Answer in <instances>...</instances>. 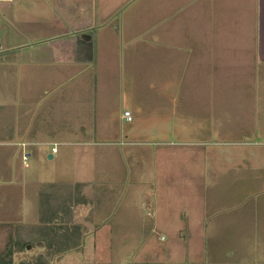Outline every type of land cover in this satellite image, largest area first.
I'll use <instances>...</instances> for the list:
<instances>
[{"label": "rangeland", "instance_id": "obj_1", "mask_svg": "<svg viewBox=\"0 0 264 264\" xmlns=\"http://www.w3.org/2000/svg\"><path fill=\"white\" fill-rule=\"evenodd\" d=\"M18 62L0 57V140L9 135L16 144H0V264H236L223 223L231 208L264 205V172L253 173L264 168L263 92L249 102L228 90L225 103L212 92L209 105L171 90L160 113L164 101L149 68L143 101L97 117L91 98L62 102L61 88L48 85V65ZM12 125L14 135L5 129ZM160 126L168 131L157 132ZM82 184L91 201L78 213L87 225L82 249L48 263V250L30 236L40 226L42 195L63 197ZM16 239L28 247L16 248ZM255 250L258 257L242 263L264 262L262 245Z\"/></svg>", "mask_w": 264, "mask_h": 264}, {"label": "crops", "instance_id": "obj_2", "mask_svg": "<svg viewBox=\"0 0 264 264\" xmlns=\"http://www.w3.org/2000/svg\"><path fill=\"white\" fill-rule=\"evenodd\" d=\"M43 1L44 8L36 9L30 0H0V57L17 58L19 65H48V85L61 88L62 102L91 98L97 117L113 115L121 102L137 106L143 101L149 68L156 70L158 98L164 101L160 113L171 90L181 101L198 99L209 105L212 92L224 103L228 90L237 101L264 94V0ZM155 29L154 47L149 37ZM221 106L226 117L228 107ZM5 129L14 135V125ZM160 131L168 130L160 126ZM172 132H177L175 126ZM13 139L7 135L0 144L15 146ZM261 163L256 159V165ZM263 172L261 167L253 171ZM79 208L73 213L76 225H81ZM227 214L228 258L252 264L242 262L258 257L257 245L264 254V205L236 206Z\"/></svg>", "mask_w": 264, "mask_h": 264}, {"label": "trees", "instance_id": "obj_3", "mask_svg": "<svg viewBox=\"0 0 264 264\" xmlns=\"http://www.w3.org/2000/svg\"><path fill=\"white\" fill-rule=\"evenodd\" d=\"M84 185L76 186L74 193L68 192L63 197L56 194L42 195L40 226L35 227L30 236L33 241L48 250L46 254L48 263L53 255L82 249L85 227L73 223V213L75 207L88 205L91 202L82 195ZM23 242V239H16L14 245L16 248H27L28 243ZM46 263L43 258L36 261V264Z\"/></svg>", "mask_w": 264, "mask_h": 264}, {"label": "built area", "instance_id": "obj_4", "mask_svg": "<svg viewBox=\"0 0 264 264\" xmlns=\"http://www.w3.org/2000/svg\"><path fill=\"white\" fill-rule=\"evenodd\" d=\"M124 118L127 120V122H131L132 121V116H131V113L130 112H126L124 114ZM57 146H55L53 149H52V154H56L57 153Z\"/></svg>", "mask_w": 264, "mask_h": 264}, {"label": "water", "instance_id": "obj_5", "mask_svg": "<svg viewBox=\"0 0 264 264\" xmlns=\"http://www.w3.org/2000/svg\"><path fill=\"white\" fill-rule=\"evenodd\" d=\"M49 159H50V160H52V159H53V156H52V155H51V156H49Z\"/></svg>", "mask_w": 264, "mask_h": 264}]
</instances>
